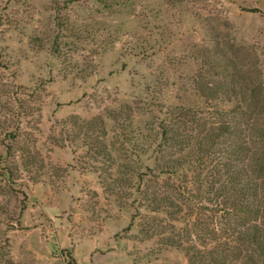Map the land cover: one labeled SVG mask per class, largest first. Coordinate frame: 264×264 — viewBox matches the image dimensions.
<instances>
[{
	"label": "rangeland",
	"instance_id": "1",
	"mask_svg": "<svg viewBox=\"0 0 264 264\" xmlns=\"http://www.w3.org/2000/svg\"><path fill=\"white\" fill-rule=\"evenodd\" d=\"M203 52L250 90L204 98L232 70ZM253 125L264 0H0V264H190L234 244L237 220L192 186L253 145L219 128ZM163 161L195 163L169 176Z\"/></svg>",
	"mask_w": 264,
	"mask_h": 264
},
{
	"label": "trees",
	"instance_id": "2",
	"mask_svg": "<svg viewBox=\"0 0 264 264\" xmlns=\"http://www.w3.org/2000/svg\"><path fill=\"white\" fill-rule=\"evenodd\" d=\"M210 54L203 52L202 56L207 62L206 69H208V72L212 71L217 74L223 71L222 75L224 71L232 70L230 72L232 80L229 85L223 87H213L211 84H208L205 88L200 87L199 90L204 98L211 100L210 102H216L222 97L233 96L238 98L242 93L243 86L246 90H250L246 87L248 83L244 78L245 75L232 61L223 56H218V54L216 56H210ZM219 131L221 136L234 137H242L244 132L247 131V136L251 138L250 142L253 145L243 142L232 153H225L224 155L228 158V161H219L217 163L219 169L212 171L209 175L207 173L203 175L202 173L199 181L196 180L192 189H203L208 197L207 200H211L214 205L219 207V212L224 217L228 215L224 212H228L231 217L238 221L234 226L236 239L234 244L228 243L227 240L220 242L217 246L215 245L209 250L206 249L202 256L200 252L188 250L186 252L190 255L188 261L190 264H230L231 262L264 264V150H256L259 141L264 143V127L253 125L249 132L247 128L241 126L234 128L221 126ZM208 135L204 131L202 138L195 144V149L198 148V152L208 150ZM169 141L177 142V138L170 137ZM231 159L235 161H230ZM191 162L195 163V161H163L160 172L169 176L176 175L185 171ZM137 176L140 181L143 180L140 172L137 173ZM183 183L189 186L186 181ZM183 193H185V190H183ZM169 201L171 200L167 197L157 200L158 204H156L166 210V208H169ZM174 244L177 243L172 245ZM177 247L180 248L179 245ZM9 264L13 263L10 261Z\"/></svg>",
	"mask_w": 264,
	"mask_h": 264
}]
</instances>
